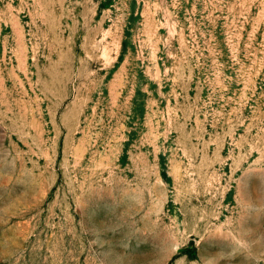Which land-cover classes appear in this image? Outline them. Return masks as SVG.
<instances>
[{"label": "rangeland", "instance_id": "rangeland-1", "mask_svg": "<svg viewBox=\"0 0 264 264\" xmlns=\"http://www.w3.org/2000/svg\"><path fill=\"white\" fill-rule=\"evenodd\" d=\"M0 264H264V0H0Z\"/></svg>", "mask_w": 264, "mask_h": 264}]
</instances>
